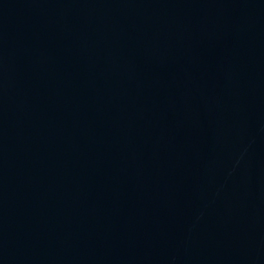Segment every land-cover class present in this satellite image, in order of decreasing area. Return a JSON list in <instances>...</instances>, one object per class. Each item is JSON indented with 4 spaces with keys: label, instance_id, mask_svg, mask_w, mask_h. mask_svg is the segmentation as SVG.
<instances>
[{
    "label": "water",
    "instance_id": "obj_1",
    "mask_svg": "<svg viewBox=\"0 0 264 264\" xmlns=\"http://www.w3.org/2000/svg\"><path fill=\"white\" fill-rule=\"evenodd\" d=\"M0 264H264V0H0Z\"/></svg>",
    "mask_w": 264,
    "mask_h": 264
}]
</instances>
